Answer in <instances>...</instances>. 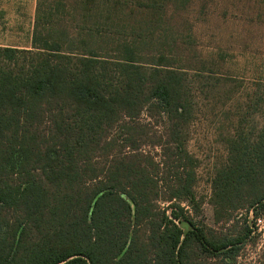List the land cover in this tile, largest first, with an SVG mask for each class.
I'll list each match as a JSON object with an SVG mask.
<instances>
[{
  "label": "trees",
  "instance_id": "obj_1",
  "mask_svg": "<svg viewBox=\"0 0 264 264\" xmlns=\"http://www.w3.org/2000/svg\"><path fill=\"white\" fill-rule=\"evenodd\" d=\"M176 2L35 0L30 48L0 46V264H238L236 212L264 211V116L226 138L212 230L192 215L191 82L148 53L174 41Z\"/></svg>",
  "mask_w": 264,
  "mask_h": 264
},
{
  "label": "rangeland",
  "instance_id": "obj_2",
  "mask_svg": "<svg viewBox=\"0 0 264 264\" xmlns=\"http://www.w3.org/2000/svg\"><path fill=\"white\" fill-rule=\"evenodd\" d=\"M179 1L169 6V29L163 33L173 35L174 41L148 53L165 55L164 63L181 67L191 82L194 117L186 147L196 160L193 191L200 202L192 215L210 229L225 232L229 224L217 221L209 203L210 180L226 159V138L238 123L254 133L263 123L264 0ZM34 8L35 0H0V46L30 48ZM141 13L129 12V28L143 21ZM257 213L255 218L253 211L236 212L252 225L238 264H264V211Z\"/></svg>",
  "mask_w": 264,
  "mask_h": 264
}]
</instances>
